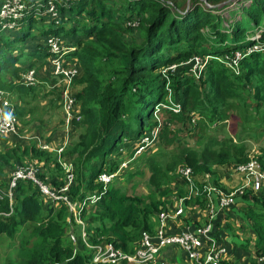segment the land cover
<instances>
[{"label": "trees", "instance_id": "trees-1", "mask_svg": "<svg viewBox=\"0 0 264 264\" xmlns=\"http://www.w3.org/2000/svg\"><path fill=\"white\" fill-rule=\"evenodd\" d=\"M24 1L29 11L18 25L10 30L0 29V89H7L16 97L15 113L21 120L33 112V101L40 104V97L48 96L49 103L42 106L50 116L54 110L62 109L59 85L43 89L36 73V84L26 86L19 75L34 64L23 59L25 54L36 60L49 56L44 43H36L29 50L26 41L32 36L33 10L37 5L44 9L48 1H53L59 16L49 18L38 35L71 40L66 45L74 49L66 58L78 67L72 83L81 119L71 122L74 136L61 143L60 152L57 147L42 149L36 142L24 144L16 154V149L0 152L1 167L11 159L20 162V166L30 167L33 160L49 164L50 175L36 169L35 176L60 196L51 197L32 179L21 178L16 180L9 197L12 172L7 181L0 183V235L12 239L20 229L30 228L31 237V243L24 239L19 248L22 251L24 245H29L31 253L14 263L10 259L7 264H128L125 260L93 261L94 245L110 243L132 253L142 231L154 234L158 213L167 208L173 196L187 193L185 180L177 181L179 165L189 166L198 182L202 175L197 176L210 172L218 184L220 166L248 159L242 139L233 142L231 138L209 134L214 132L217 120L229 116L232 103L237 101L260 114L264 132V50L247 51L264 44V0H231L221 7L217 5L225 0H190L189 7L185 8V4L182 11L175 1L169 4L166 0ZM135 31L138 37L134 36ZM256 34L260 35L258 39L254 38ZM41 48L43 52H38ZM237 51L243 56L237 61L236 72L228 63ZM194 55L210 56L198 78L190 73V65L180 64ZM172 64H178L174 73L166 69ZM163 69L168 71L162 72ZM51 82L56 83L57 78L55 81L53 76ZM169 90L173 94L169 95ZM174 104L179 105V111L173 110ZM154 128V144L130 162L140 157L143 169L126 172L124 187L114 183L120 172L97 202L80 209L83 237L82 225L76 222L67 201L79 203L100 191L98 174L115 171L122 160L133 156L139 136ZM202 131L208 133L201 147L182 141L184 135L194 141L202 139ZM122 145L126 150H120ZM114 154L116 159L108 164ZM26 158L28 163H22ZM62 159L71 163L74 175L65 191L61 190L66 184ZM258 159L264 169V148ZM144 167L149 171L147 192L138 190L134 180L143 174ZM259 192L252 198L249 191L245 192L240 199L242 204L229 214L236 220L240 218L244 227L255 234L256 255L264 253V192ZM191 201L202 205L198 196H192L184 200V206ZM219 216L215 226L221 220ZM68 225L76 245L66 236ZM76 228L78 237L74 236ZM225 228L229 232L230 224L226 222ZM250 243V238H246L237 244L246 248ZM250 261L255 262L253 258ZM224 263L237 264L229 260Z\"/></svg>", "mask_w": 264, "mask_h": 264}, {"label": "built area", "instance_id": "built-area-1", "mask_svg": "<svg viewBox=\"0 0 264 264\" xmlns=\"http://www.w3.org/2000/svg\"><path fill=\"white\" fill-rule=\"evenodd\" d=\"M29 11V6L24 0H3L0 7V29L10 30L14 29L19 20L25 16ZM44 13L49 14L51 18H58L59 13L57 7L53 1H48L44 7ZM57 22V19H56ZM260 35L256 34L255 39H258ZM47 52L49 53V61L54 66V72L61 74L60 84L62 86L61 104L65 126H71L73 120L79 121L81 115L79 114V108L75 106V98L69 94L68 87L71 86L73 79L78 74V67L69 59L66 58V54L72 51L73 47L64 45L58 36H51L46 43ZM264 50V44H256L254 47L248 49ZM243 56L240 52H235L234 57L228 63V66L237 72L238 59ZM210 56L201 57L194 55L185 64L190 65L189 71L197 78L202 74L204 66L206 65ZM226 62L229 58H225ZM171 65L169 68H173ZM162 72H165L163 69ZM21 82L26 86L34 85L37 82L35 77V70L30 68L21 74ZM174 111H179V105H173ZM18 126V117L15 113V101L13 95L7 89H0V135L14 133ZM157 128L151 131L145 132L138 138V143L135 147V151L132 157L122 160L115 171H102L98 174L96 181L101 185L100 191H95L81 202H69L68 206L72 211L77 223L82 225L84 223L80 218V209L84 206L91 205L97 202L101 195L107 190L108 186L118 177L120 172L127 167L137 155L141 154L148 147H151L156 139ZM42 149H51L49 145H40ZM62 150V147L58 148V152ZM251 154V155H250ZM248 153V159L245 162L224 165L225 172H231L240 179L243 180V186L237 187L230 192H225L219 188L211 180L210 173H205L199 180L202 185L199 189L196 188L192 174V170L189 166L181 165L180 176L183 181L187 183V193L183 196H173L170 204L163 211H160L158 217V227L154 234H149L146 231H142L138 239L137 245L132 253H125L117 248H114L112 244L106 243L96 244L94 248L96 252L93 257L95 262H110L117 263L121 260H125L128 264H156L161 261V257H164L166 253L164 250L172 252L178 249L182 252V255L186 260L192 264H225L224 262L229 260L230 252L226 245L219 243L214 235L215 232V220L218 217V212L228 208L233 204L237 195L243 193L242 188H251L254 192H264V169L261 167L258 156L256 153ZM64 173L66 176V184L61 188L65 191L68 185L73 181V172L71 163L62 161ZM35 167L18 166L12 172L11 180L9 182L8 196L11 197V189L15 186L16 180L21 178L32 179L39 185L41 190L54 198L56 196L53 192L49 191L46 185L39 181L36 176ZM212 181V183H211ZM199 190V192H198ZM192 196H198L202 205L194 204L193 201L190 204L198 206L201 215H203L202 221L196 224H185L180 231H172L169 220L176 219L180 221V217L185 215L184 200L190 199ZM66 199L65 197H62ZM72 236V234H71ZM82 236H85L84 230ZM73 239V237H72ZM259 264H264V253L257 256Z\"/></svg>", "mask_w": 264, "mask_h": 264}, {"label": "rangeland", "instance_id": "rangeland-1", "mask_svg": "<svg viewBox=\"0 0 264 264\" xmlns=\"http://www.w3.org/2000/svg\"><path fill=\"white\" fill-rule=\"evenodd\" d=\"M169 4H174L172 2L175 1V3L179 6L178 10L182 11V8L186 4L185 8H188L190 5V0H166ZM33 5H31V10H32ZM40 5H37L36 9L33 10V14L35 16V21L33 22V25L31 26V33L32 36H30L27 41H26V46L28 49L31 50V46L34 47L36 43L43 44L45 45L46 49V44H45V37L46 36H39L38 31L43 27L46 26V23H48L50 16L48 17L44 13V9ZM229 8H233V6H230ZM227 10H224V15H227ZM43 16V18H42ZM44 22V24H42ZM135 37H138V32L135 31L134 33ZM250 36V34H249ZM64 45L68 44L71 40H66L63 41L61 40ZM68 46V45H66ZM43 48L40 49V52H43ZM32 56H28V54H25L23 56V59L29 60L31 63ZM46 59V60H45ZM44 60H36L34 61V64L31 68L35 70V77L36 73L38 78V81L40 83H43V89L49 90V88H53L54 85H59L61 87V93H62V86L60 84V76L61 74H57L54 72V66L52 63L49 61V56L47 55ZM29 63V64H30ZM184 62H181L180 64H183ZM185 64V63H184ZM76 65V63H75ZM174 65L173 68L167 67L166 69H170L172 73H174V70L178 64H172ZM28 65L24 66V69ZM165 69V70H166ZM168 71V70H166ZM22 73L19 75L21 76ZM53 76L55 77V81L57 78V82L53 83L51 82L53 79ZM37 78V77H36ZM51 78V79H50ZM21 80V79H20ZM44 80V81H41ZM73 82V81H72ZM72 88L74 89L73 83H71ZM71 86L68 87V89H71ZM173 94L171 90H169V95ZM15 100L16 97H13ZM41 103L38 104L37 102L33 101L31 103V106L33 107V112L30 114H26L23 118V120L18 118V126L17 129L14 133H9L5 135H0V152L4 153L6 150H11V149H16L15 151L13 150V153L16 154L17 150L20 147H23L24 144L27 143H35L37 145H42V144H47L49 145L50 148H63V144L66 141H70V138H73L72 133V127L71 126H65L64 119H63V114L60 113L59 110H54L53 113L54 115L50 116L45 111V105L44 102L49 103L48 96L47 98H41ZM233 100H229V104ZM61 102V100H60ZM41 105V106H40ZM44 107H43V106ZM232 109V110H231ZM229 111V116L222 120H217V122L214 124V127L212 130L214 132H209V134H215L218 137H226V138H231L233 142H238L240 139L243 140V142L246 144L247 147V152L250 154L251 153H256L257 156L261 155V151L264 148V132L261 130V115L257 114L252 108H246L243 107L239 102H234L232 103V108ZM53 117V118H49ZM43 120V122H38V120ZM60 119H62V123L60 122ZM71 127V129H70ZM204 128V127H201ZM211 130V129H210ZM71 131V132H70ZM76 131V129L74 130ZM207 131H202L199 132V134H202L204 137L199 140H195V138H190L188 135H184L182 138V141H189L190 143H195V147L199 148L201 145L204 143V139H206ZM188 139V140H187ZM192 145V144H190ZM120 150L124 151L126 150L125 145H122ZM50 151V150H49ZM56 151V150H55ZM140 155V154H139ZM251 155V154H250ZM116 159V155H111L108 158V164L111 163ZM63 162L68 163L66 160L62 159ZM28 163L27 158L22 160V163ZM3 164H1L0 161V183L3 181H7L8 177L10 176L12 170L15 167H18L22 165L20 162H16L14 159L10 160V163L7 165H4L1 167ZM28 165H35L33 167L40 169V171H43L45 174L50 175L51 171V166L49 164H46L42 161H36L33 160L30 162ZM127 167H125L121 171L120 177L115 180L116 185H122L123 187L127 184L126 182V172H135L138 169H143V161L140 160V157L135 159L131 164L127 163ZM180 167L179 165L177 167V172L179 173V177L177 178V181L181 182L183 181L182 177L180 176ZM2 168V170H1ZM64 170V169H63ZM192 170V169H191ZM205 173H210V172H203L200 174L203 176ZM219 173V172H218ZM226 174V177L229 179L228 184H224V180L219 178V174H217L218 177V184L216 185L221 188L225 192H230L234 190L237 187L243 186L244 182L242 179L238 177V175L231 173V172H224ZM192 174L194 175V171L192 170ZM149 175V171L147 169L143 170L142 175H137L134 177V180L138 182V190L140 189L141 191L143 190L144 192H147V187H146V180ZM211 175V180L213 181L214 175L210 173ZM125 176V177H124ZM211 181V183H212ZM193 182L196 186L197 189H199V186L202 185V183L196 182V179L193 178ZM132 183V181L129 182L127 186H129ZM214 183V182H213ZM212 183V184H213ZM215 184V183H214ZM243 193L239 196H236V203L234 205L229 206L228 208H225L221 211L218 212V214L221 212L222 214L219 216L221 218V224L219 223L218 225L215 226V232L214 235L216 234L218 239L221 233V244H228V246L231 248V258H229V261H234L237 264H258L257 261V256L256 254H253L254 247H252L250 244L246 248L240 247L239 244L242 240H245L246 238H250L252 240V233L251 231L247 230V228L244 227V223L240 218L237 217V220L233 216H229L232 211H234V207L238 209V206L241 205V198L242 195H244L245 192L249 191V198H252V195H258L260 192H254L251 188L248 187H243L242 188ZM199 192V190H198ZM200 193V192H199ZM244 204V203H243ZM230 224V231L227 232L225 228V223ZM84 223V221H83ZM68 231H67V237L72 234V228L71 226H67ZM74 229V228H73ZM29 230L30 228H23L20 229L14 238H7L4 235H0V264H7L8 261L11 259V261H17L19 257L26 255L27 253H31V247L29 245L23 246V250L21 251L20 244L22 240L24 239H29L31 243V237L29 235ZM73 235V234H72ZM76 237L79 236V229H75V234ZM237 238V240H235ZM71 239V237H70ZM73 245L74 239L72 240ZM232 241H235L237 243H233ZM75 246H74V251H75ZM34 251H35V246H34ZM36 252V251H35ZM250 258H253L255 261L252 263L250 261ZM161 261H163L164 264H192L188 260L184 258L182 255V252L178 249L173 250L170 254H166L164 257L160 258ZM16 263V262H15Z\"/></svg>", "mask_w": 264, "mask_h": 264}, {"label": "crops", "instance_id": "crops-1", "mask_svg": "<svg viewBox=\"0 0 264 264\" xmlns=\"http://www.w3.org/2000/svg\"><path fill=\"white\" fill-rule=\"evenodd\" d=\"M51 36H53V35H51ZM51 36H48V37H46L45 38V44L47 43V40L51 37ZM60 38V37H59ZM61 39V38H60ZM62 40V39H61ZM34 47H32L31 46V50L32 49H34L35 48V46L36 45H33ZM30 50V49H29ZM38 52H40V49L38 50ZM36 59L35 58H33L31 61H35ZM46 60V59H45ZM74 89L72 88V86H71V89H69V94L72 96V97H74L75 98V96H74ZM41 103V102H40ZM42 104V103H41ZM79 103L77 102V100L75 99V106L77 107V108H79V105H78ZM18 105H19V101H18ZM43 105H46V102H44V104ZM62 112V109L60 110V113ZM61 114H63V112L61 113ZM64 119V118H63ZM71 129V128H70ZM67 141L65 140V143H66ZM224 169H225V166H220L219 168H218V174H219V178H221V179H223L225 182H224V184H227V185H229L228 184V181H229V179L226 177V174L225 173H223V171H224ZM225 172V171H224ZM237 196H239V195H237ZM236 199H237V197L235 198V201L233 202V204L232 205H234L235 203H236ZM184 214L185 215H183V216H181L180 217V221H175L176 219H171V220H169V223H170V225H171V229L170 230H172V231H174V230H176V231H180V230H182V227L185 225V224H187V225H192V224H196V223H199V222H201L202 221V218H203V215H201V212L199 211V208H198V206H193V204H189V205H186L185 206V211H184ZM222 213L220 212L219 213V215H221ZM221 219V218H220ZM219 223L221 224L222 222L221 221H219ZM184 228V227H183ZM247 230H249V231H251L250 229H247ZM251 233H252V240H251V243H250V245L253 247V244H254V239H255V234L251 231ZM221 233H220V236H219V239H221ZM216 239L219 241V239H218V237H217V235H216ZM221 241H219V243H220ZM223 245H226V244H223ZM228 245V244H227ZM253 254H255V250H253ZM230 258H231V254H230Z\"/></svg>", "mask_w": 264, "mask_h": 264}, {"label": "water", "instance_id": "water-1", "mask_svg": "<svg viewBox=\"0 0 264 264\" xmlns=\"http://www.w3.org/2000/svg\"><path fill=\"white\" fill-rule=\"evenodd\" d=\"M230 1L231 0H225V1L221 2L220 4H218L217 6L221 7V6L225 5L226 3L230 2Z\"/></svg>", "mask_w": 264, "mask_h": 264}]
</instances>
